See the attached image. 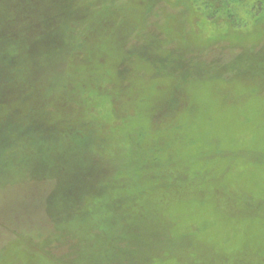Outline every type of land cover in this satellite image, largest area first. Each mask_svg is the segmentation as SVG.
Masks as SVG:
<instances>
[{"label":"rangeland","instance_id":"1","mask_svg":"<svg viewBox=\"0 0 264 264\" xmlns=\"http://www.w3.org/2000/svg\"><path fill=\"white\" fill-rule=\"evenodd\" d=\"M0 264H264V0H0Z\"/></svg>","mask_w":264,"mask_h":264}]
</instances>
